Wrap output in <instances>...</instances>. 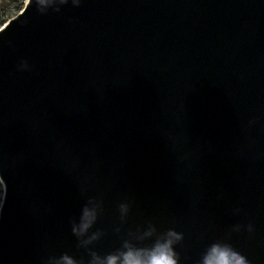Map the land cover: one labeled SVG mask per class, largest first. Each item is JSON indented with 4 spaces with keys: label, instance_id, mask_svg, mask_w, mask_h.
Listing matches in <instances>:
<instances>
[{
    "label": "water",
    "instance_id": "95a60500",
    "mask_svg": "<svg viewBox=\"0 0 264 264\" xmlns=\"http://www.w3.org/2000/svg\"><path fill=\"white\" fill-rule=\"evenodd\" d=\"M23 8L0 26V264L82 254L69 220L98 194L101 253L128 200L125 228L185 234L182 264L248 222L229 242L264 264V0Z\"/></svg>",
    "mask_w": 264,
    "mask_h": 264
},
{
    "label": "clouds",
    "instance_id": "9594fccd",
    "mask_svg": "<svg viewBox=\"0 0 264 264\" xmlns=\"http://www.w3.org/2000/svg\"><path fill=\"white\" fill-rule=\"evenodd\" d=\"M33 2V0H32ZM36 9L41 14L48 13L49 9L60 12L62 6L71 3L79 7L81 0H34ZM17 69L31 71L32 66L28 60H21ZM249 125L256 123L255 118ZM81 195H86L89 187L86 182L78 184ZM7 195V186L0 175V210L3 209ZM132 202L124 200L118 204L119 224L112 231L119 236V245L111 251L101 253L96 245L106 235L105 229L97 227L98 220L104 212V199L102 194L86 195L79 216L70 220L71 233L76 238V249L82 250L79 256L68 251L59 255H48L41 260V264H182L181 255L177 246L183 245L185 234L175 228L161 230L151 220L135 228L127 227ZM234 213L239 214L241 209L235 208ZM246 230L254 231L251 222L244 225H232L225 238L210 243L195 264H251V261L229 242L231 233Z\"/></svg>",
    "mask_w": 264,
    "mask_h": 264
},
{
    "label": "trees",
    "instance_id": "16d2710c",
    "mask_svg": "<svg viewBox=\"0 0 264 264\" xmlns=\"http://www.w3.org/2000/svg\"><path fill=\"white\" fill-rule=\"evenodd\" d=\"M12 6L7 7V3L2 5L1 14H0V26L9 18L13 17L18 13L19 10L22 9L25 0H11Z\"/></svg>",
    "mask_w": 264,
    "mask_h": 264
},
{
    "label": "rangeland",
    "instance_id": "374dc122",
    "mask_svg": "<svg viewBox=\"0 0 264 264\" xmlns=\"http://www.w3.org/2000/svg\"><path fill=\"white\" fill-rule=\"evenodd\" d=\"M5 3H7V7H11L12 6V2H11V0H0V14H1V7H2V5H4Z\"/></svg>",
    "mask_w": 264,
    "mask_h": 264
}]
</instances>
